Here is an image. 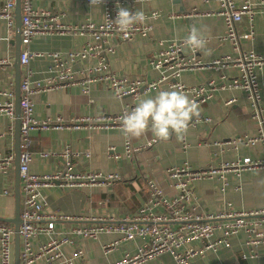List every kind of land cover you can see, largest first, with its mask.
I'll return each mask as SVG.
<instances>
[{"label":"crops","instance_id":"obj_1","mask_svg":"<svg viewBox=\"0 0 264 264\" xmlns=\"http://www.w3.org/2000/svg\"><path fill=\"white\" fill-rule=\"evenodd\" d=\"M124 6L134 10H142L149 17L147 22L152 28L148 35L137 34L131 40L116 37L108 39L105 47L112 45L114 49L108 52V59L114 71L120 75H128L147 80L160 77L161 70L154 67L150 60L171 40L183 39L195 24L198 28L206 26L209 36L208 48L211 55L205 56L197 52L205 64L198 68L182 71L180 80L187 85L205 83L210 79L220 83V73L210 66L212 60L224 53L232 52L229 41H221L218 36L226 31L223 15L218 14L217 0H121ZM242 3L244 0H236ZM257 1V0H255ZM5 0H0L2 5ZM35 6L57 14L64 25H79L88 20L101 22L104 16L103 5H91L85 0H36ZM153 15L156 19H153ZM16 26V21H15ZM242 33L253 31V37L243 38L245 49H255L264 53V9H257L251 19L247 14L239 23ZM14 33L9 31L7 20L0 18V100L5 101V92L15 93V44ZM92 39L91 35L72 32L42 33L35 35L27 47L34 56L27 68L31 69V79L46 85L53 75L50 66L51 51H72L81 49ZM185 55L191 51L183 47ZM40 53V54H38ZM96 58L72 63L71 68L80 72L83 67L96 63ZM24 67L22 66V74ZM233 76L236 69H229ZM261 106L264 111V76L261 75ZM170 81L164 80L158 89L144 93L141 98L155 96L159 90H168ZM189 95V94H187ZM190 97V95H189ZM16 98V93H15ZM191 98V97H190ZM34 116L39 120L50 119L61 123L58 126L35 128L31 132L33 159L30 170L34 173H51L63 169L66 157L59 152L70 145L72 150L90 156L80 155L75 158L74 171H101L102 173H118L120 178L111 183H85L77 186L45 187L44 194L49 205L47 210L75 218L58 219L56 230H66L78 223H94L96 219L123 221L125 217L134 214L144 203L148 195L147 179H156L170 195H175L178 188L168 178L166 169L189 161L196 169L211 166L221 167L226 161L239 157L250 156L261 158L263 145L216 142L238 136L257 135L259 121L252 115V106L247 92L243 89H228L218 87L214 96L200 105L201 114L190 123L185 135L188 147L184 148L182 140L173 135L168 141H157L137 154L128 157L124 154V136L119 127H105L109 115L119 113L127 103H136L132 96L119 97L104 82H94L86 90L82 84H70L42 89L35 93ZM89 117L90 120H81ZM207 117L211 121H206ZM59 119V120H58ZM61 119V120H60ZM60 121V122H59ZM74 124H80L74 126ZM16 118L0 115V151L15 153ZM153 137L149 131L140 138H133L135 143H144ZM212 143L210 145L204 142ZM111 146L120 154L115 157ZM43 152H47L44 154ZM15 165L7 171L0 169V217H13L15 214ZM212 177L198 179L193 183V205L198 212L207 215L225 210L229 205L236 210H255L264 206V166L244 169L240 175L229 170ZM1 221V220H0ZM11 223V222H9ZM13 224V223H12ZM14 225V224H13ZM218 230L214 239L220 237ZM122 237L121 232L106 231L96 238L79 237L76 245L63 246L64 256H72L76 248L83 255L76 257L73 264H110L118 261L127 253L133 254L144 240L121 239L116 247L105 250V246ZM244 230L231 236L230 245L219 244L217 248H200L201 242L196 241L187 246L199 250L190 257L186 264H264V243L255 247L254 256L244 257L251 250L244 241ZM46 236L34 241L35 250L39 249L41 241ZM187 248H182L186 250ZM35 264H46L42 257ZM56 264H63L59 259ZM137 264H180L170 251Z\"/></svg>","mask_w":264,"mask_h":264},{"label":"built area","instance_id":"obj_2","mask_svg":"<svg viewBox=\"0 0 264 264\" xmlns=\"http://www.w3.org/2000/svg\"><path fill=\"white\" fill-rule=\"evenodd\" d=\"M36 0H21V35L22 43L28 45L33 37L42 33L72 32L78 34H90L92 39L78 50L51 51L48 53L52 58L50 69L53 73L46 85H42L31 79V69L27 65L35 53L29 48H22L20 61L24 67L21 78V218L19 227L20 234V264H35L36 259L42 257L46 264H56L62 259L63 264H73L76 257L82 256L83 251L76 248L73 255L64 256L63 246L66 244L76 245L79 237L96 238L99 233L106 231H117L122 233L120 239L114 240L105 246L109 251L116 247L121 239H134L140 237L144 240L135 253H127L118 261L110 264H137L151 259L159 254L170 251L180 264L188 263L199 250L212 247L217 248L219 244L230 245V238L239 231L244 230L246 234L245 245L251 248L244 257L254 256L255 247L264 243V206L255 210H236L231 205L225 210L213 214L198 212L193 205L194 189L193 183L198 179L212 177L220 174L223 178L224 172L233 170L240 175L246 168L264 166V111L261 106V75L264 76V53L255 49H245L242 45L243 38L253 37V31L242 33L239 23L247 14L251 19L257 9H264V0H244L238 3L236 0H217L219 4L218 14L225 18L226 31L219 35L221 41H229L233 51L216 57L210 66L220 73V83L210 79L205 83L187 85L180 80L182 71L189 68H198L205 63L198 58L197 52L191 51L190 55L183 52V39H174L163 45L150 63L161 70L160 77L147 80L141 77H130L120 75L111 67L108 52L112 51V45L105 47L104 43L110 38L131 40L135 35H148L152 26L146 20L144 24H137L125 35L117 30L114 21L117 16V5L135 12L132 7L124 6L121 0H103L104 16L101 22L88 20L82 24L71 26L60 22L57 14L49 10L39 9L35 6ZM91 4V0H85ZM17 0H5L0 5V18L7 20L9 31L15 30V9ZM147 19L148 15L145 13ZM40 54V53H38ZM96 58V63L83 67L79 74L72 70V63L77 61ZM229 69H236L237 73L230 76ZM164 80L170 81L169 89H182L189 94L191 99L198 104L207 102L214 96L218 87L228 89H243L247 92L252 106V115L259 121L257 135H245L216 142L255 144L262 143L263 156L252 158L250 156L239 157L233 161H226L221 167L211 166L205 169L194 168L189 161L180 165H173L166 169L168 178L173 182L178 192L170 195L166 189L154 178L147 179L148 195L143 205L134 214L125 217L123 221H111L95 219L94 223L74 224L66 230L57 231L56 221L58 219L75 218L72 216L57 214L48 211L49 205L45 187L52 186H77L85 183H111L120 178L118 173H102L101 171L75 172L73 167L75 158L81 154L90 156L89 152L82 153L74 151L70 145H66L59 154L66 157L63 169L51 173H34L30 170L33 159L31 132L35 128H47L58 126L61 123L52 122L50 119L39 120L34 116L35 93L42 89H53L55 87L70 84H82L86 90L94 82H104L117 96H132L138 100L144 93L158 89ZM7 99L0 100V115H7L11 119L16 118L15 93L13 90L5 92ZM136 103H127L119 112L107 117L103 123L105 127L121 128L120 117L125 110L130 111ZM59 120V119H58ZM61 120V119H60ZM89 121V117L81 118ZM211 121L210 117L205 119ZM60 122V121H59ZM80 124H74L79 126ZM158 140L152 137L144 143H135L133 138L124 137V154L131 157L138 152L151 147ZM204 144H212L204 142ZM184 148L188 142L184 136L182 140ZM115 157H119L115 147L111 146ZM47 154V152H43ZM14 151H0V169L7 171L14 166ZM218 230L221 236L214 239ZM46 236L41 241L39 249L35 250L34 241ZM201 242L202 249L187 246L190 243ZM187 248L182 250V248ZM15 227L12 223L0 221V264H14L15 257Z\"/></svg>","mask_w":264,"mask_h":264},{"label":"clouds","instance_id":"obj_3","mask_svg":"<svg viewBox=\"0 0 264 264\" xmlns=\"http://www.w3.org/2000/svg\"><path fill=\"white\" fill-rule=\"evenodd\" d=\"M103 3V0H91V5ZM117 16L114 21L118 31L128 34L134 25L144 24L147 20L142 10L134 13L117 5ZM153 19L156 16L153 15ZM209 36L206 26H190L182 44L193 53L211 55L208 48ZM201 114L200 105L191 99L182 89L159 90L155 96L140 98L130 111L125 110L120 117V131L126 139L140 138L147 132L159 141H168L173 135L182 140L189 131L190 123ZM264 185V180L260 181Z\"/></svg>","mask_w":264,"mask_h":264},{"label":"water","instance_id":"obj_4","mask_svg":"<svg viewBox=\"0 0 264 264\" xmlns=\"http://www.w3.org/2000/svg\"><path fill=\"white\" fill-rule=\"evenodd\" d=\"M180 1V0H179ZM15 37L12 42L15 44V107H16V127H15V184H14V196H15V214L13 217H0L1 221L11 222L15 227V257L14 264H20V234L19 227L22 222L21 218V175H20V154H21V78H22V65L20 61V55L22 51V35H21V0H17L15 9Z\"/></svg>","mask_w":264,"mask_h":264}]
</instances>
